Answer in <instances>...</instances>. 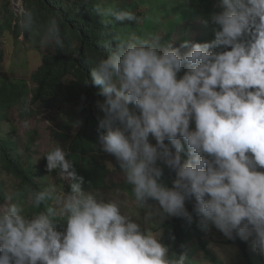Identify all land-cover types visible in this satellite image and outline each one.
Listing matches in <instances>:
<instances>
[{"label": "clouds", "instance_id": "obj_1", "mask_svg": "<svg viewBox=\"0 0 264 264\" xmlns=\"http://www.w3.org/2000/svg\"><path fill=\"white\" fill-rule=\"evenodd\" d=\"M64 1L0 0V85L14 78L30 90L28 107L23 99L11 106L13 125L6 122L2 134L12 127L21 148L15 109L21 116L53 109L55 124L69 107L79 117L76 133L70 125L59 128L67 150L58 144L40 153L35 149L39 133L25 134L32 157L54 171L50 181L57 177L70 191L50 183L43 190L29 189L26 199L16 188L6 196L0 204V264H187L185 254L170 253L159 226L167 217L191 224L186 201L193 202L205 230L210 223L228 239L250 240L251 249L264 257V0H216L209 42L174 46L158 34L116 35L101 45L103 56L89 61L85 84L92 90L85 91L96 100L93 107L81 96L48 107L32 102L34 90L46 87L36 77L46 59L64 48L68 34L73 69L63 81L74 85L83 76L78 69L84 33L69 23ZM32 5L46 22L37 21L28 10ZM96 11L108 18L102 20L105 26L140 22L135 12L116 5ZM107 153L124 181L110 184L116 191L105 198L87 190L84 177L98 180L92 187L106 186L107 174L97 165ZM164 167L175 173L171 186L162 180ZM119 191L132 195L154 230L142 228L139 215L125 210ZM41 205L42 211H26Z\"/></svg>", "mask_w": 264, "mask_h": 264}, {"label": "trees", "instance_id": "obj_2", "mask_svg": "<svg viewBox=\"0 0 264 264\" xmlns=\"http://www.w3.org/2000/svg\"><path fill=\"white\" fill-rule=\"evenodd\" d=\"M215 2L216 0H65L62 10L69 17V23L84 33L80 42L85 40L86 45L82 43L83 48H81L79 42L82 55L79 61L81 68L78 69L83 76L74 85H66L63 81L64 74L73 69L71 67V37L65 30L69 40L64 42V48L56 49V52L46 59L38 71L36 79L38 83H45L46 87L34 90L32 102L48 107H61L64 103L73 102L74 97L81 96L93 107L96 100L85 91V89L91 91L92 85L85 82L87 78H90L92 68L89 61L104 55V49L101 47L103 42L111 40L116 35L126 37L130 32L141 36L158 34L172 42L174 46H179L184 41H188L189 46L195 42H209L214 39L209 14L218 10L214 7ZM111 3H118V8L121 10L135 12L140 22L132 23L125 20L105 26L102 20L108 18H102L96 11V7L113 6ZM28 10L34 11L38 22H46L43 16L37 13L35 6H30ZM205 21L208 22L205 23ZM7 80V83L0 85V169H5V172L11 173L18 180L15 192L21 193V199H26L29 189L43 190L50 187V184H47V177L48 174H54V171L48 172L46 162L32 157V148L28 149L31 154L26 157L21 153L18 141L11 134L12 127L6 129L9 134H2L6 122L10 126L13 125L9 115L11 106L23 99L22 104L25 106L27 102L28 107L30 93L25 81H14V78H7ZM165 142L170 144L167 140ZM173 151H175L174 148ZM180 154L182 162L185 161L186 147ZM174 177L175 173L164 167L162 180L168 186H171ZM84 180L87 184L86 189L99 183L96 178L84 177ZM67 191H70L69 184H67ZM7 195L9 193H7L6 181L0 177V204L6 203ZM186 208L192 213L193 222L189 224L184 218L171 217L161 225L162 241L170 246V253H183L188 258L187 264H197L193 260L197 251L193 240L196 238L202 242L205 229L200 224V218L193 211V202L189 201ZM42 210L44 205H41L39 209L26 207L28 212ZM228 242L240 248L243 264H257L256 258L251 254L250 240L244 241L237 237L234 240L228 239ZM205 256L211 264H224L212 250L205 249Z\"/></svg>", "mask_w": 264, "mask_h": 264}, {"label": "rangeland", "instance_id": "obj_3", "mask_svg": "<svg viewBox=\"0 0 264 264\" xmlns=\"http://www.w3.org/2000/svg\"><path fill=\"white\" fill-rule=\"evenodd\" d=\"M112 4V3H111ZM112 5H116L119 7L118 3H113ZM11 53L7 54L6 57H9ZM12 63V61L10 62ZM38 61L36 62V64ZM35 71V67L30 71L31 73ZM53 109L42 108L40 111H28L27 114L21 116L19 111L15 109L14 111V119L15 123L18 127L17 137L21 144V150L24 155L27 154V145L23 140L25 134L29 131H37L39 136L35 141V149L39 150L40 153H45L60 144L65 147L67 150L68 142H64L61 140L59 135V128L62 125H70V131L72 133H76L79 129L78 126V113L71 107L68 108V115L61 116L60 121L55 124L50 119V113ZM25 122H27V126H25ZM155 142L154 140L152 141ZM108 154V153H107ZM99 168V173L105 174L104 178L105 185H99L96 187H92L87 190H98L101 194L107 198L108 194L112 191H116V189L110 187V184L115 182H123V172L119 168L118 162L114 159V157L110 154L105 156V158L99 159V164L97 165ZM0 177L6 181V187L8 193H13L14 189L18 184V180L11 174L5 171H0ZM52 175H48L47 184L55 186L58 191L66 192L65 186L58 185L56 182V178L54 177L52 181H50ZM120 192V191H119ZM121 198L127 201V205L125 210L128 212H135L139 215L138 222L141 224V227L152 228L154 230L155 225L152 222L145 224L144 222V209H136L134 206V198L131 194L127 192H120ZM155 203V202H150ZM189 201L185 202V206H188ZM171 217H167L163 220L162 223L167 221ZM161 223V224H162ZM161 224L159 226H161ZM193 243H195L197 247L196 255L193 256V260L197 264H211L210 260L205 256V249L212 250L219 258L224 262V264H243V258L240 252V248L228 242V238L224 236L222 232L216 229L213 225L209 223L208 229L204 231V235L202 236V242L198 241L194 238ZM251 254L256 258L257 264H264V257H261L256 252L251 249Z\"/></svg>", "mask_w": 264, "mask_h": 264}]
</instances>
